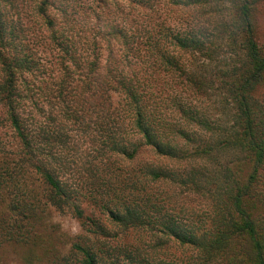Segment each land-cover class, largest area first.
<instances>
[{"label":"trees","instance_id":"16d2710c","mask_svg":"<svg viewBox=\"0 0 264 264\" xmlns=\"http://www.w3.org/2000/svg\"><path fill=\"white\" fill-rule=\"evenodd\" d=\"M156 1L116 15L109 0H38L27 24L0 0V130L12 133L10 148L0 134V254L177 264L167 257L179 245L192 264H264V0H171L183 13L174 27ZM219 55L216 86L201 59ZM219 89L223 123L198 105ZM195 127L217 136L189 148ZM204 190L212 224L185 227L169 209ZM52 210L86 234L62 242Z\"/></svg>","mask_w":264,"mask_h":264},{"label":"rangeland","instance_id":"374dc122","mask_svg":"<svg viewBox=\"0 0 264 264\" xmlns=\"http://www.w3.org/2000/svg\"><path fill=\"white\" fill-rule=\"evenodd\" d=\"M2 1V10L6 13L11 14V17L16 19L18 17L21 20H24L25 23L30 24L29 22L34 19V10L38 0H1ZM56 3H66V0H55ZM82 6H89L93 0H76ZM171 0H157V15L160 20L164 18L166 20V24L171 27L176 26V22L182 19L181 9H176L173 5L170 4ZM231 0H224L221 2L217 0L218 3L223 5H227L226 9L230 5ZM112 4L113 10L116 9V15H119L120 11L129 12V7L127 6L128 0H119V4L121 8L112 0H109ZM12 3L17 7L13 6ZM17 8V10H16ZM225 12V11H224ZM221 17H225V13L220 14ZM130 17V16H129ZM166 18V19H165ZM256 20L258 25V37L260 42L264 45V1L258 4V8L256 11ZM129 21V18H128ZM33 34V33H32ZM34 35H41L38 31H35ZM223 55V54H222ZM222 55L216 56L213 60H208L207 58H202L201 60L208 61L210 64H213V69L216 73L211 76L214 85L220 86V74L218 68H216L215 64L220 63V59H222ZM230 57H235L234 53L230 54ZM227 58V57H226ZM224 60V59H222ZM221 60V61H222ZM223 67H220V69ZM216 81V82H215ZM213 97L208 95L207 98L198 101V105L204 109V116L208 119V121H214L215 123H223L226 119L225 110L223 105L225 103L226 93L223 89L213 91ZM218 95V96H215ZM115 99H119V96ZM197 99V98H196ZM209 99V100H208ZM218 99V100H217ZM197 103V102H196ZM168 108V113L170 114L172 110H174V106H170ZM199 127V126H198ZM195 127L192 129V134L190 139L182 138V143L189 148L195 147L197 144L203 143L206 140L214 139L217 135L213 134L207 128H198ZM5 129L0 130L1 137L7 143L8 147H11V132L7 134ZM214 136V138H213ZM207 142V141H206ZM221 160L223 159V154H220ZM208 166L210 167V161H208ZM213 167V166H212ZM179 189V188H178ZM202 193L206 194V191L203 192H184V195H181L180 198L176 199V203L174 204L177 210L169 209V212L174 216L175 219L180 221L185 227H199L200 229H205L212 224V216L214 215V209L212 208L213 199L212 197L204 196ZM169 206V205H168ZM87 213L91 211V207H86ZM99 213V212H97ZM51 221L53 223L58 224L59 233L61 234L62 242L66 244H70L71 241L76 239L79 234H86L85 227L82 225V221L76 217H74L70 213H62L56 210H52ZM103 216H106L103 212L99 213ZM52 229V227H50ZM179 245H174L173 255L167 257V260L171 262H176L177 264H192V251H187L185 248H178ZM166 258V257H164ZM0 264H25L24 261L12 257H8L7 255L0 254Z\"/></svg>","mask_w":264,"mask_h":264}]
</instances>
